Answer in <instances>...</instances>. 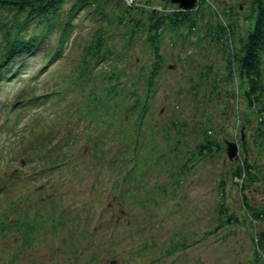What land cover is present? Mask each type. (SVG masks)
<instances>
[{"label":"rangeland","instance_id":"obj_1","mask_svg":"<svg viewBox=\"0 0 264 264\" xmlns=\"http://www.w3.org/2000/svg\"><path fill=\"white\" fill-rule=\"evenodd\" d=\"M120 1L89 0L76 16V21L73 23L74 31L62 45V56H57L53 63L45 68L47 71L39 74L36 81H30V76L36 70V61L46 51H50L56 43H59L61 31L59 24H65L66 15L72 5L77 2V0H65L59 20L55 21V24L45 23L43 29L44 34L46 33L45 42L36 50L35 55L28 56L24 53L14 58V66L10 68L17 72L11 80L5 77L10 68L7 71L3 70V77L0 79V118L6 114L5 104L18 100L19 103L16 104V109L14 108L15 110L8 115L6 124L0 126V166L6 163L7 146L24 128V123L30 119L36 123L38 135L40 132H57L61 126H70L68 129H71V134L74 135L76 130L72 131L73 128L81 129L87 125L85 124L86 118L81 123H78V120L83 119L80 116L71 118L73 114L79 115L76 113L57 115L50 110L44 111L38 104L40 100L36 92L41 91L42 87L40 88L39 84V89H37V82L41 79L46 80V83L48 80L52 81L54 79L52 76L57 73L60 77L63 75L66 80L74 75L72 70L70 71L73 69V61L83 56L82 49L92 40L98 27L105 25V19L121 18L119 25H112L107 30L110 33L106 36L105 45L112 50L113 57H119L122 60L119 66H113V64L111 68L116 72L128 70L127 74L133 75L129 78L138 83L137 89L142 90L141 79L138 76L147 72L149 62L152 60L151 50L145 42L147 38L145 31L155 19L167 16L163 13L169 14L174 4L168 3L167 0L166 2L122 0L126 8L131 6L129 13L124 14L125 7L121 6ZM199 1L200 9L193 10V14L189 17L197 23L199 29L194 28V31H189V24L185 22L179 25L178 30L172 31L165 22L157 31L160 36V53L164 65L156 77L159 80L157 91L154 92L152 99L149 98L151 102H149L148 110L152 114L149 115V137L144 142L149 143L146 150H152L147 153L148 165L143 168V174L146 175L144 185L146 184L145 186L149 188V196H145L150 202L155 200L150 191L154 192L153 195L156 194L155 202H159L156 205L158 211L171 202L178 203L180 208L162 223L163 232L151 236L150 240L147 239V245L151 246L155 243L149 254L158 255L161 251L168 250L182 241L193 243L188 246L187 250H180L181 252H176V255L170 258L176 259L175 264H253L255 255L251 239L264 226L261 221H252L247 216L244 218L240 191L247 195L248 202L264 204V180L262 178L264 176V138H260L257 134V126L262 119L257 106H249L244 96L245 87L236 72H234V78L228 75V67L223 59L222 50L219 45L210 41V34L207 31V23L214 27L221 23L233 32L235 41L237 37H244L245 31L252 23L247 19V15L250 14L251 0ZM151 8H155L158 14L152 15L149 12ZM101 11L105 18L101 17ZM26 12L20 13L19 17L23 18ZM15 13V10L5 12L3 17L7 21L6 24L11 22ZM130 30L134 32V42L131 50L127 52L123 40ZM28 31L33 32L32 26ZM178 32L185 36L184 40L179 38ZM134 60L135 62H132ZM26 65L27 67L23 69ZM207 65H210V68L206 70ZM101 72L102 70L96 71L93 76L96 77ZM199 72L203 77H199ZM205 76L209 78L205 79ZM93 81L99 82L96 79ZM104 84L106 85L105 81L98 85L101 87ZM66 105L67 110L72 111L70 104ZM177 120L186 126L182 129V134L177 130H172L171 124ZM209 120L211 121L209 129L217 140L225 138L231 141V137H228L229 131L237 125L240 156L241 158L246 157L249 164L252 167L255 165V170H257L254 181L245 182L243 190L239 185H232L228 177L224 175V169L232 167V163L227 161L224 146L223 152L218 157L205 156L195 162L189 174L184 178L183 185H172L178 177L170 178L169 172L176 173L177 168L182 164V156L203 141L200 134L198 136L196 133L201 125ZM102 124L106 125V123ZM97 134L96 130H93V139L99 137ZM121 134V137L125 136L124 133ZM241 137L244 139L243 145ZM53 139L54 137L50 136L45 144L49 145ZM117 140L119 141L118 138ZM227 140H224V143ZM34 143L30 146L33 147ZM16 168H20L21 177H23V181L20 180L18 191L21 189L23 193H28L25 196L28 202L22 201L20 207L26 210L28 218L33 219L38 214L48 221L50 215L53 214L52 200L58 197L56 194L58 186L35 189L37 180L28 182L26 179L30 173L29 167L16 166ZM2 170L1 167L0 171ZM166 170L168 172H165ZM5 174L8 175V173ZM5 179L6 176L2 175L0 181L3 182ZM47 179L51 177L38 180V185ZM151 180H157L156 187ZM166 183H169V186ZM163 186L166 187L165 192H156L159 187ZM73 189L76 194L78 190L81 191L77 185ZM87 200H89L87 196L84 199L81 196L79 201L82 204ZM222 201H224L223 204ZM0 202L4 204L1 200ZM65 202L68 201L62 200L56 205L61 206ZM104 202L105 198L103 201L102 198L100 200L94 198L91 201L90 213L86 211L80 217L63 216L60 213L62 226L71 227L69 230L57 226L50 227V224L43 220L45 223L34 232L29 242H24V238L16 234L17 227L2 231L0 233V264H108L106 258L108 254L116 256L114 264H148L150 255L139 252L137 246L142 236L134 235L128 227L129 224H135L138 221L135 218L137 211L132 207L128 208V212L120 215L118 233L110 236L111 239L108 236L111 230L107 229L104 224L119 215L118 208L113 211V208L106 207L108 210L106 209L103 213L97 225L95 224V227L91 225L94 213L103 212L100 210L104 207ZM1 203L0 219H10L12 214H8L4 210L7 206ZM223 205L236 214L239 221L223 224L224 218L219 214ZM2 212L5 214H1ZM77 218H80V222L75 221ZM128 220L130 223L126 225ZM106 236L110 241L113 240L115 246L108 248L110 242ZM69 238L70 242L67 241ZM200 239L202 240L197 242ZM71 251H75L77 255ZM98 251L101 255L95 258ZM12 254H15L13 255L14 262H11Z\"/></svg>","mask_w":264,"mask_h":264},{"label":"trees","instance_id":"obj_2","mask_svg":"<svg viewBox=\"0 0 264 264\" xmlns=\"http://www.w3.org/2000/svg\"><path fill=\"white\" fill-rule=\"evenodd\" d=\"M88 1L89 0H77L76 4L72 5L66 15L67 20L65 24H59V26H61L60 39L62 43L67 41L74 31L73 23L76 21V16L84 6H86ZM64 4L65 0H0V78H2V70L11 66L16 56L31 51L38 43L43 44L45 42L44 36H46V33L44 34L43 30L45 23L50 22L55 24V21H58L62 14L61 9ZM121 6L123 8L125 7L124 4ZM197 7L199 10L200 5ZM12 10H15L16 13L13 15L11 22L6 24L7 21H5L3 16H5V12ZM130 10V7H125L123 12L127 14ZM25 11H27L26 15L20 18V13ZM192 12L193 11H177L172 13V15L155 19L152 24L150 23L148 25L145 31L147 36L145 42L151 50L152 60L149 62V69L147 72L138 76L141 79L142 90L136 88L138 83L129 78L133 75H128V70L116 72L111 68L113 64V66H119L122 60L119 57H113L112 50L105 45L106 36L110 33H108L107 30L112 25H119L121 22L120 17L116 19H105V25L98 27V30L92 36V40L82 49L83 56L78 58L77 61H73V69H70L74 74L69 77L71 82L90 86L93 83V79H95L93 75L96 71L94 70L98 67H100V70L103 68L100 76H96V78L105 75L104 78L108 81L109 85L105 87L101 96L94 94L91 103H95L99 106L95 108L96 110L100 111L104 109L107 114V119H104L106 120L105 122L109 121V123H113L115 116H118L120 126L113 131L111 130L112 127L109 126L108 129H105L103 134L94 140L92 158L96 161L99 158L101 160H103L104 157L109 158L112 166L120 162L132 166L131 169H126L125 171L120 167L118 169V177L115 180V182L119 180L121 178L120 174L124 173L123 187L126 188V197L129 199L128 203H131L135 198V200L144 207L149 200L146 199V196L145 199L139 196L142 192L149 196V188L144 185L145 176L138 177L137 173H139L147 163V159L141 157V155H146L149 152L146 150L148 143L145 144L144 142V140L149 137L147 135L150 120V111L148 108L149 102L151 101L148 98L151 97L152 99L154 97V92L157 91L159 80L156 79V77L157 74L161 72V67L164 65L163 57H161L160 53V36H158L157 31L162 26V23L165 22H167L165 24L169 25L172 31L178 30L181 23L188 22L189 31H194V28L197 29L198 27L197 23L189 18L193 14ZM100 13L102 15L101 17L105 18L103 17L102 11ZM152 15L154 14L152 13ZM247 19L252 22L251 26L245 31L244 37H237V41L234 39L233 32L221 23H218L215 27L207 23V31L210 34V41L215 42V45H219L222 50L223 59L226 61L228 67V75H232L234 78V72H236L245 87L244 96L249 106H257L259 116L262 117L264 116V0H251L250 14L247 15ZM30 26H32V33L28 31ZM133 33L134 32L130 30L128 36L125 35L126 38L123 40L127 52L133 47ZM177 35H179V38L185 39V36H183L181 32H178ZM132 62H135V60ZM105 68L109 71L105 70ZM209 68L210 65H207L205 69L207 70ZM141 71L143 72V69ZM198 75L199 77H203L201 76V72H199ZM207 78L209 77L207 76ZM207 78L205 76V79ZM193 89H195V87H193ZM209 96L210 95H208V97ZM151 114L150 112V115ZM210 122L209 120L203 123L196 133L198 136L200 134V137L203 139L199 146L193 147L191 151H187V153L182 156V164L177 168L178 171L176 173L169 172L170 178L178 177L172 185H182L184 177L189 174L188 172L193 168V164L199 161L201 157H213L214 155L216 158L223 152V146L225 147L224 140L227 139H215L211 133V129H209ZM259 126L260 128L257 126V134L263 139L264 120L259 123ZM171 127L172 130H177L180 134H182V129L186 128L179 120L172 122ZM233 130L234 129H231V131H229L228 137H231ZM121 133H124V138L119 136L122 135ZM116 137L122 138L121 141L117 142ZM127 140L129 141V145L127 144ZM133 141L135 142V146L133 147L134 151L129 150ZM114 146L121 148V154L113 157L107 154V152L112 151ZM143 151L145 152L141 153ZM179 157H181V155H179ZM227 161L232 163V167L226 170L224 169V175L228 177L232 185H239L243 190L245 182L254 181L257 170H255V165L252 167L251 164H249L246 157H239L232 160L228 158ZM111 165L109 164V166ZM165 172L168 171L166 170ZM262 178L264 180V176ZM133 180H135V182H133ZM166 184L169 186V183ZM165 191V186L159 187V189L156 190V192L161 193ZM240 192L242 203V208H240L243 211L244 218L247 216L252 221H261L264 226V204L258 202L250 203L248 202L247 195L242 191ZM153 193L154 192H150L151 196H154ZM57 195V199L52 200L53 214L49 218V222L56 226L60 225L62 216L60 214V209L62 207L56 205V203L62 200L74 201L72 195L68 197V199H65L63 197L64 195ZM123 195L124 193H121L120 198L125 201ZM221 203L223 204L224 201ZM219 214L224 218L223 224H232L235 221H239L236 214L232 213L228 207L224 205L221 207ZM201 240L202 239L197 242ZM251 240L254 245L253 253L255 255L253 264H264V228L260 230V232H257V234H254ZM192 244L193 243L188 241H182V243L173 245L168 250H165V252H181L180 250H187L188 246ZM113 245L115 246V244ZM154 245L155 243L152 244V247ZM140 246V252L149 251L147 244L144 243ZM113 255L114 254H111V256Z\"/></svg>","mask_w":264,"mask_h":264},{"label":"water","instance_id":"obj_3","mask_svg":"<svg viewBox=\"0 0 264 264\" xmlns=\"http://www.w3.org/2000/svg\"><path fill=\"white\" fill-rule=\"evenodd\" d=\"M169 1L170 3H178L180 8H185V9H190L195 4L194 2L195 0H169ZM228 150H229L228 152L229 157H232V155H234L235 153V147L232 143L229 144Z\"/></svg>","mask_w":264,"mask_h":264}]
</instances>
